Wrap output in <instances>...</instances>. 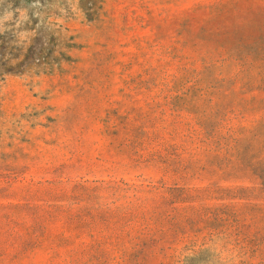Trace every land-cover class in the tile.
<instances>
[{
    "label": "rangeland",
    "instance_id": "rangeland-1",
    "mask_svg": "<svg viewBox=\"0 0 264 264\" xmlns=\"http://www.w3.org/2000/svg\"><path fill=\"white\" fill-rule=\"evenodd\" d=\"M0 264H264V0H0Z\"/></svg>",
    "mask_w": 264,
    "mask_h": 264
}]
</instances>
